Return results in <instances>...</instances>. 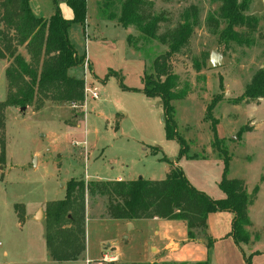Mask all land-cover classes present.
I'll use <instances>...</instances> for the list:
<instances>
[{
  "label": "rangeland",
  "instance_id": "obj_1",
  "mask_svg": "<svg viewBox=\"0 0 264 264\" xmlns=\"http://www.w3.org/2000/svg\"><path fill=\"white\" fill-rule=\"evenodd\" d=\"M41 1L45 5L49 0ZM121 1L115 0L111 8L115 13ZM147 1L149 12L162 13L166 18L158 33L174 28L189 7L197 11L198 22L188 43L169 59L171 71L177 76L174 90L185 93L170 102L175 131L185 143L184 154L178 156L180 144L165 136L161 98L142 93V76L151 58L145 60L128 46V35L136 37L137 30L99 17L95 0H87L85 24H73L69 38L76 53L85 55L88 62L68 73L83 78L88 87L97 88L98 98L87 94L83 106L47 101L40 109L8 107L4 112L0 264H129L110 260V253L105 260L107 244L109 250L126 260L146 261L151 256V231L138 222L128 231L130 237L123 239L127 232L125 221L109 218L106 198L89 194H85L84 203L85 250L75 261H53L45 243L46 205L64 198L70 179L161 180L170 162L183 171L197 190L217 199L222 197L218 182L222 177L223 151L230 158L227 178L242 179L249 194L258 187L249 207L254 224L247 228L250 241L244 247L247 251L264 247V98L234 103L254 73L264 66V0H249L244 14L257 19V25L253 30L237 28L243 33L241 44L220 41L219 33L225 24L214 26L207 21L210 15L217 18L219 2ZM42 13L45 18L52 14L46 9ZM165 49L159 44L156 51ZM213 50L222 55V64L209 69L207 61ZM6 92L0 61V101ZM211 102L215 106L209 118L206 107ZM214 125L219 147L212 145ZM38 210L41 214L34 218ZM183 225L170 220L163 226L180 243L179 250L167 251L164 257L177 263H157L179 264L196 258L206 261L213 247L208 249L202 240L183 239ZM252 240L261 244L254 246Z\"/></svg>",
  "mask_w": 264,
  "mask_h": 264
},
{
  "label": "trees",
  "instance_id": "obj_2",
  "mask_svg": "<svg viewBox=\"0 0 264 264\" xmlns=\"http://www.w3.org/2000/svg\"><path fill=\"white\" fill-rule=\"evenodd\" d=\"M71 10L72 17L65 18L54 0L53 13L48 17L35 16L30 0H0V60H6L4 71L6 97L0 101V159L5 154V109L8 107L33 106L40 109L49 101L55 104L83 106L85 81L70 75L68 70L84 66L86 56H79L74 49L69 30L73 24L84 26L87 17V0H62ZM219 2L217 18L208 16L214 26L220 22L224 28L219 40L243 43L242 32L237 28L255 29L257 19L245 15L249 0H212ZM115 0H95L98 16L116 25L137 30L136 37L128 35V46L140 53L145 60L150 56V65L142 76V93L159 96L163 102L164 130L167 139L180 144L179 155L186 147L175 131L174 109L170 102L181 98L183 92L175 91L177 76L171 71L169 59L187 43L198 22L196 8L191 6L181 14V21L172 29L158 33L160 23L166 18L162 13L149 12L147 0H122L118 13L113 11ZM156 43V44H155ZM165 45L163 52H157L158 45ZM24 50L28 58L22 53ZM264 98V66L258 69L244 92L234 103L256 101ZM215 106L206 107L207 117ZM213 127L212 145L219 147V140ZM219 151H221L219 149ZM156 154V150L152 152ZM222 177L218 187L223 196L210 198L190 184L183 171L175 164L170 167L164 179L148 180H97L70 179L61 200L46 205L45 243L53 261H75L84 247V203L85 194L106 198L109 218L131 222L141 219H167L184 222L188 241L202 240L208 249L214 239L208 231L207 217L210 213L227 211L232 214L231 230L228 234L241 251L245 264H250L253 254H245L244 245L250 241L247 228L252 226L248 208L254 200L258 187L249 194L242 179L227 178L229 156L223 151ZM161 160H165L162 158ZM115 264V263H113ZM129 264H159L151 263ZM179 264H208V261L181 262Z\"/></svg>",
  "mask_w": 264,
  "mask_h": 264
},
{
  "label": "crops",
  "instance_id": "obj_3",
  "mask_svg": "<svg viewBox=\"0 0 264 264\" xmlns=\"http://www.w3.org/2000/svg\"><path fill=\"white\" fill-rule=\"evenodd\" d=\"M30 7L35 16L44 17L42 13L43 9H46L47 11H49V13H53L54 0H49L47 3H45V5L41 0L40 2L39 0H30ZM58 7L60 9L61 14L65 18L69 19L72 17V12L70 8L63 1L58 0ZM25 58L27 59L28 56L25 55ZM0 61H1V67L4 72L7 66V62L6 60H0ZM114 180H122V179L120 177H116ZM246 189L248 192L247 184H246ZM248 216H249V208H248ZM249 219L251 223L254 224L250 216ZM169 221H167V219H158V218L133 220L131 222L125 221V225H128L130 223L131 228L130 230H127V232L125 231L123 235L126 236H123V239H128L130 237L128 231L133 230L135 224L138 222L141 223L144 226V228H146V231L148 232L151 231L149 233V235H151L152 237L151 238L152 243L150 246L151 256L147 257L146 261L139 262V261L126 260L122 258L118 252H113L112 249L109 250L110 244L106 245L108 252L105 256L108 258V255L110 253L112 254V256L109 257L110 260H118L129 263L132 262L151 263L157 260L158 261L162 260L169 263H177V262H171L170 260H166L164 257L165 252L167 251L176 252L180 248V243L175 241L172 237H170L167 231L163 228L164 224H166ZM177 221L179 222L180 220ZM182 223L184 224V222ZM231 223H232V214L227 211L213 212L208 215L207 217L208 231L212 236V238L214 239L213 250L210 251V253H208L205 258L208 261V264H245L241 251L238 249L233 239L230 236H228L231 230ZM184 226L185 224L183 225V228ZM183 239L185 240L187 239V234L186 236H183ZM154 242L155 243L157 242L158 244L156 245ZM258 244H261V242L256 240L253 241L252 245L255 246ZM153 249H155L156 252H154ZM255 251L256 253L251 256L250 264H264V247H260V248L256 247L253 250L250 249L248 251L244 247V252L246 255L249 253H254ZM100 258L101 256L96 259H100ZM87 259L91 260L90 258ZM96 259H92V260H96ZM198 261H202V259L196 258L195 260H189L184 262H198Z\"/></svg>",
  "mask_w": 264,
  "mask_h": 264
},
{
  "label": "water",
  "instance_id": "obj_4",
  "mask_svg": "<svg viewBox=\"0 0 264 264\" xmlns=\"http://www.w3.org/2000/svg\"><path fill=\"white\" fill-rule=\"evenodd\" d=\"M59 1H62V0H59ZM222 64V55L220 53H218L216 50H213L211 53H210V56L208 58V61H207V67L209 69H213V68H217V67H220V65ZM21 109H24V107H21ZM35 158L33 160V163L35 162ZM41 214V211L38 210L37 213L34 215V218H38ZM131 228V224L129 223L127 225V230H129Z\"/></svg>",
  "mask_w": 264,
  "mask_h": 264
},
{
  "label": "built area",
  "instance_id": "obj_5",
  "mask_svg": "<svg viewBox=\"0 0 264 264\" xmlns=\"http://www.w3.org/2000/svg\"><path fill=\"white\" fill-rule=\"evenodd\" d=\"M86 60H87V59H86ZM86 63H87V62H86ZM86 63H85V64H86ZM85 64H84V65H85ZM84 91H85V97H86L87 94H88V95L91 96L92 99H97V98H98L97 88H91V87H88L87 84L85 83V89H84ZM104 259L106 260L107 257L104 256Z\"/></svg>",
  "mask_w": 264,
  "mask_h": 264
}]
</instances>
